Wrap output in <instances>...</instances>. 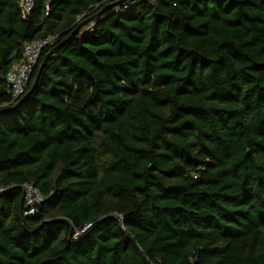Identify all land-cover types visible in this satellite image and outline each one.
<instances>
[{"label":"trees","instance_id":"trees-1","mask_svg":"<svg viewBox=\"0 0 264 264\" xmlns=\"http://www.w3.org/2000/svg\"><path fill=\"white\" fill-rule=\"evenodd\" d=\"M99 1L0 0V264H264V0Z\"/></svg>","mask_w":264,"mask_h":264},{"label":"built area","instance_id":"built-area-1","mask_svg":"<svg viewBox=\"0 0 264 264\" xmlns=\"http://www.w3.org/2000/svg\"><path fill=\"white\" fill-rule=\"evenodd\" d=\"M136 0H100L99 4L119 2V7L128 8V4ZM147 2H155V0H144ZM19 9L24 14H29L34 5V0H17ZM53 38L33 40L24 42L22 46V54L20 59L12 64L6 74L7 87L11 93L13 100L22 96L26 87L29 75L38 59L41 50L51 44ZM24 200V215L32 216L36 212L37 206L43 202L42 195L31 184L22 186ZM2 192V190H0Z\"/></svg>","mask_w":264,"mask_h":264}]
</instances>
